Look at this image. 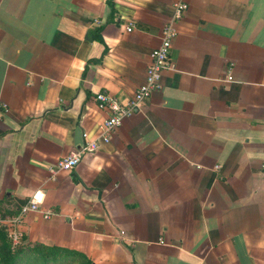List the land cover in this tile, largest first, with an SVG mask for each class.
<instances>
[{"label":"crops","instance_id":"obj_1","mask_svg":"<svg viewBox=\"0 0 264 264\" xmlns=\"http://www.w3.org/2000/svg\"><path fill=\"white\" fill-rule=\"evenodd\" d=\"M176 1L0 0V218L40 201L21 244L93 264H264V0H181L160 89L48 171L98 139L95 92L124 103L143 83Z\"/></svg>","mask_w":264,"mask_h":264},{"label":"built area","instance_id":"obj_2","mask_svg":"<svg viewBox=\"0 0 264 264\" xmlns=\"http://www.w3.org/2000/svg\"><path fill=\"white\" fill-rule=\"evenodd\" d=\"M187 9L188 4L184 1L179 0L174 3L171 16L162 27L159 44L150 52L145 79L136 88L130 99L121 103L104 90L95 92L94 98L98 105L107 108L110 111V115L99 124L98 139H88L87 134L84 133L85 141L78 149L72 150L67 155L59 158L54 165L49 167L48 171L53 177L59 171L74 169L84 154L94 152L98 148V140L108 142L109 134L118 128L125 119L130 117L141 103L150 97L154 90L160 89L162 71L169 67L170 51L177 33V21L181 19ZM132 27L133 22H129L127 30L130 31ZM0 106L6 108L5 104H0ZM215 168L217 169L218 165ZM39 202L32 197L20 207L17 214L0 218V224L6 229L13 246L20 244V233L17 230V226L28 212L39 210ZM50 214L51 211L46 212V216ZM121 234H123L122 231Z\"/></svg>","mask_w":264,"mask_h":264},{"label":"trees","instance_id":"obj_3","mask_svg":"<svg viewBox=\"0 0 264 264\" xmlns=\"http://www.w3.org/2000/svg\"><path fill=\"white\" fill-rule=\"evenodd\" d=\"M72 262L93 264L84 254L64 247L41 243H20L13 246L6 229L0 224V264H70Z\"/></svg>","mask_w":264,"mask_h":264},{"label":"rangeland","instance_id":"obj_4","mask_svg":"<svg viewBox=\"0 0 264 264\" xmlns=\"http://www.w3.org/2000/svg\"><path fill=\"white\" fill-rule=\"evenodd\" d=\"M70 264H79L78 262H72V263H70Z\"/></svg>","mask_w":264,"mask_h":264}]
</instances>
